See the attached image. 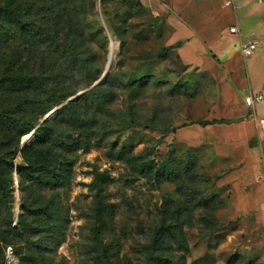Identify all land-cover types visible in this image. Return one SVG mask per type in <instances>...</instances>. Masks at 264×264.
<instances>
[{
    "label": "rangeland",
    "instance_id": "374dc122",
    "mask_svg": "<svg viewBox=\"0 0 264 264\" xmlns=\"http://www.w3.org/2000/svg\"><path fill=\"white\" fill-rule=\"evenodd\" d=\"M4 1L0 0V5ZM79 1L85 2L79 11L81 29L74 18L60 29L82 57L94 56L95 60L85 67L71 68L57 62V53L41 47L29 56V52L22 53L15 70L34 71L47 58L44 69L50 82L42 97L71 91L86 94L105 84L85 87L88 79L105 69L114 44L113 92L105 110L97 115L96 129L131 128L110 136L100 148L79 155L69 189L53 192L28 184L26 194L19 190L15 176L18 168L26 166L22 152L32 146L35 137L19 153L18 129L0 130L1 151L15 153L10 156L15 164L12 227L22 215L20 201L25 195L42 202L55 197L62 215L68 218L60 244L43 259L28 251L23 240L7 233L6 221L0 220V263L4 256L6 264H35L33 257L49 264H103L93 232L97 229L112 264H264V210L232 218L231 189L220 188L218 183L229 164L216 157L208 141H202L213 138V133L201 131L195 124L214 111L218 100L214 78L181 62L177 50L170 48L172 28L166 22L167 13H159L150 2L67 0L70 7ZM115 30L123 36L124 45ZM243 40L247 43L248 39ZM261 54L258 47L247 58L241 42L235 41L220 60H214L212 72L218 79L219 73L226 75L243 99L250 92L249 79L260 73ZM13 55L14 48L0 51V75ZM13 101V97L2 99L0 106ZM55 117L56 113L45 122ZM169 163L181 169V176L159 179L158 170ZM96 173L107 175L99 181L101 192L94 184ZM189 190L195 199L214 201L205 209H195L183 194ZM219 199L226 203L220 204ZM162 225L173 226L177 239L167 236L151 253L154 232ZM10 247L19 248L22 258L10 259Z\"/></svg>",
    "mask_w": 264,
    "mask_h": 264
},
{
    "label": "trees",
    "instance_id": "16d2710c",
    "mask_svg": "<svg viewBox=\"0 0 264 264\" xmlns=\"http://www.w3.org/2000/svg\"><path fill=\"white\" fill-rule=\"evenodd\" d=\"M84 6L85 2L79 1L77 5L70 7L67 0H5L0 5V51L14 48V55L8 58L0 75V101L12 97L14 99L10 104L4 103L0 106V130L18 129L17 150L21 147V138L35 131L34 143L22 152L26 166L17 169L20 180L18 188L25 194L28 184H37L53 192L69 189L79 155L100 148L110 136L131 128L130 126L126 129L107 131L96 129L97 115L105 110L111 100L112 70L103 86L84 94L78 101H68L77 95V91L51 93L42 97V92L48 90L50 82L44 69L47 58H44L34 71L15 70L16 62H19L22 53L29 52V56L35 49L41 47L57 53V62L71 68L85 67L93 62L95 57H82L74 49L72 42L62 35L60 29L61 25L70 22L72 18L81 29L79 11ZM79 28L76 27V31ZM114 32L124 45L125 40L121 33L117 30ZM179 46L180 44L170 48L177 50ZM104 72L105 69L88 79L85 87H92L101 79ZM65 102L67 103L56 111L55 119L38 125L40 120ZM229 123L227 120H200L195 124L209 126ZM169 133L171 131H165L164 134ZM11 155L14 157L15 153H4L0 149V220L6 221L7 233L23 240L28 251L37 252L43 259L46 254L52 252L54 246L60 244L68 218L62 215L60 203L55 197L42 202L31 201L25 195L20 201L22 215L19 216L16 227H12L15 222L13 212L15 190L12 180L15 164L10 159ZM181 174V169L169 163L160 167L157 177L176 180ZM106 176V173L95 174L94 184L98 187V192L103 189L99 181L104 180ZM192 192L189 190L183 194L188 197L187 203L194 204L195 209H205L214 201L203 197L195 199ZM219 203L225 204L226 200L219 199ZM93 232L100 246L103 264H112L107 246L98 239L99 231L95 229ZM167 236L177 239L173 226L162 225L156 228L151 240V253L163 244ZM12 250L15 257L22 258V251L19 248L15 247ZM32 259L35 264H49L37 257ZM0 264H6L4 256Z\"/></svg>",
    "mask_w": 264,
    "mask_h": 264
},
{
    "label": "crops",
    "instance_id": "0c3cea01",
    "mask_svg": "<svg viewBox=\"0 0 264 264\" xmlns=\"http://www.w3.org/2000/svg\"><path fill=\"white\" fill-rule=\"evenodd\" d=\"M146 1L159 13H167L166 22L172 28L170 44H180L177 53L181 62L210 74L216 81L218 100L213 113L203 121L230 123L196 126L213 133V138L202 141H208L216 157L229 164L218 183L220 188L231 189L232 218L264 210V133L258 126L264 118V100L253 109L245 103L247 95L264 96V0H234L232 7L226 6L227 0ZM231 27H237L239 33L231 34ZM243 38L248 39L247 43H257L263 59L259 75L249 79L250 92L242 99L226 75L219 73L218 79L212 68L214 60H220L233 42L240 41L241 47L247 44Z\"/></svg>",
    "mask_w": 264,
    "mask_h": 264
},
{
    "label": "built area",
    "instance_id": "2783aa9c",
    "mask_svg": "<svg viewBox=\"0 0 264 264\" xmlns=\"http://www.w3.org/2000/svg\"><path fill=\"white\" fill-rule=\"evenodd\" d=\"M225 4L227 7H232L234 5V0H227ZM230 33L238 34L239 30L237 27H231ZM256 49H257L256 42H249L247 44L242 45V53L247 58L252 57ZM263 100H264V96L261 93L250 94L245 97L246 105L252 109L255 108L258 104L262 103ZM258 126L261 129V131L264 133V118L258 121ZM263 167H264V163H263ZM7 254L10 259H14L15 256L11 247L7 249Z\"/></svg>",
    "mask_w": 264,
    "mask_h": 264
},
{
    "label": "water",
    "instance_id": "95a60500",
    "mask_svg": "<svg viewBox=\"0 0 264 264\" xmlns=\"http://www.w3.org/2000/svg\"><path fill=\"white\" fill-rule=\"evenodd\" d=\"M110 56H111V53L108 54V61H107V64H106L105 72H104L103 76L101 77V79H100L99 81L96 82L95 86H99V85L104 84L105 81H106V78H107L108 74L111 72L112 67H113V61L110 59V58H111ZM84 94H85V92L82 91V92L78 93L75 97L71 98L69 101L78 100V99L81 98ZM56 111H57V109H55L54 111H52L51 113H49V114L44 118V120L42 121V123L45 122V121H47V120H49V119H51V118L55 115ZM32 134H33V139H34V137H35V131H33ZM26 146H27V145H25V144L22 143V144H21V147H20V149H19V153H20V152H21ZM15 179H16V185L18 186V185H19V178H18L17 175L15 176Z\"/></svg>",
    "mask_w": 264,
    "mask_h": 264
},
{
    "label": "bare ground",
    "instance_id": "6f19581e",
    "mask_svg": "<svg viewBox=\"0 0 264 264\" xmlns=\"http://www.w3.org/2000/svg\"><path fill=\"white\" fill-rule=\"evenodd\" d=\"M116 45V44H115ZM109 53H111V60L113 61L115 58H114V53H115V46H114V44H111V46H110V52ZM33 141V134L31 133V134H27V135H25V136H23L22 138H21V144L23 143V144H25V145H29L31 142Z\"/></svg>",
    "mask_w": 264,
    "mask_h": 264
}]
</instances>
